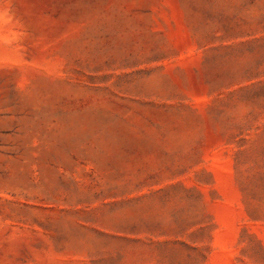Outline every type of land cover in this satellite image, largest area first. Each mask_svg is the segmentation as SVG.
<instances>
[{"label":"rangeland","instance_id":"1","mask_svg":"<svg viewBox=\"0 0 264 264\" xmlns=\"http://www.w3.org/2000/svg\"><path fill=\"white\" fill-rule=\"evenodd\" d=\"M0 264H264V0H0Z\"/></svg>","mask_w":264,"mask_h":264}]
</instances>
